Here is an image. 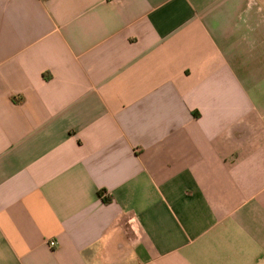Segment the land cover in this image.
<instances>
[{"label":"crops","instance_id":"crops-1","mask_svg":"<svg viewBox=\"0 0 264 264\" xmlns=\"http://www.w3.org/2000/svg\"><path fill=\"white\" fill-rule=\"evenodd\" d=\"M0 264H264V0H0Z\"/></svg>","mask_w":264,"mask_h":264},{"label":"built area","instance_id":"built-area-1","mask_svg":"<svg viewBox=\"0 0 264 264\" xmlns=\"http://www.w3.org/2000/svg\"><path fill=\"white\" fill-rule=\"evenodd\" d=\"M108 1H112V0H108ZM55 242L54 241H49V245H51V246H55Z\"/></svg>","mask_w":264,"mask_h":264},{"label":"trees","instance_id":"trees-1","mask_svg":"<svg viewBox=\"0 0 264 264\" xmlns=\"http://www.w3.org/2000/svg\"><path fill=\"white\" fill-rule=\"evenodd\" d=\"M102 193V190L100 191V194ZM105 202H109L110 201V199L109 198H104L103 199Z\"/></svg>","mask_w":264,"mask_h":264}]
</instances>
